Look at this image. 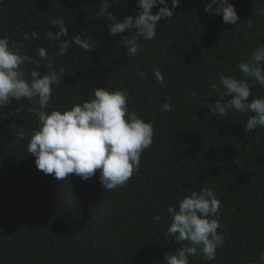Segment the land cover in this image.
<instances>
[{"label":"trees","instance_id":"trees-1","mask_svg":"<svg viewBox=\"0 0 264 264\" xmlns=\"http://www.w3.org/2000/svg\"><path fill=\"white\" fill-rule=\"evenodd\" d=\"M209 2L181 0L173 17L158 22L156 38L141 37V50L129 58L123 38L108 33L107 14L97 15L101 0H0V36L21 43L25 33L36 32L24 42L34 61L39 47L50 56L58 51L59 42L46 35L58 30L50 24L53 18L63 16L69 37L82 29L89 36L92 51L72 44L66 56L57 57L54 66L65 71L54 86L50 110L86 101L93 88L124 89L131 94L130 110L155 128L140 171L125 187L106 192L99 171L91 181L70 174L82 208L73 221L56 211L62 181L39 170L27 151L38 124L34 104L14 100L0 108V264H164L165 254L182 246L165 237L171 223L167 208L203 188L222 201L218 231L225 244L216 260L198 253L189 257L190 264H264V128L245 132L252 113L229 109L219 117L209 110L220 99L212 86L222 90L221 73L247 80L249 100L264 96L238 67L264 45V0H230L240 17L236 25L206 13ZM109 4L118 20L139 12L137 0ZM154 67L163 73L164 85L155 80ZM38 71L48 69L41 63ZM168 95L172 110L162 113Z\"/></svg>","mask_w":264,"mask_h":264},{"label":"clouds","instance_id":"clouds-1","mask_svg":"<svg viewBox=\"0 0 264 264\" xmlns=\"http://www.w3.org/2000/svg\"><path fill=\"white\" fill-rule=\"evenodd\" d=\"M137 3L139 12L135 18L116 19L109 11V0H101L97 11L98 16L107 14L106 18L112 21L107 25V31L111 36L123 38L125 54L129 58L141 50V37L146 41L156 38L158 22L173 17L181 0H171V7L168 0H137ZM157 5L162 7L153 14L152 9ZM204 11L222 15L225 24L236 25L240 19L230 0H210ZM50 24L58 30L48 31L47 39L59 42L58 51L50 56L44 47H39L36 50L38 61L24 52V42L36 38V32L31 37L25 33L21 43L0 36V108L9 106L14 100L34 104L31 111L38 117V124L29 134L27 151L36 157L35 165L39 170L62 181L56 193V211L75 221L80 218L82 208L80 197L70 183V174L91 181L99 171V181L106 192L125 187L134 173L140 171L142 154L153 144L155 128L136 110H130L131 94L124 89L93 88L86 101L81 100L70 109L50 110L54 86L60 85L65 71L63 67L54 66L57 57L66 56L72 44L92 51L89 36L83 29L69 37L63 16L51 19ZM248 27H252L251 22ZM129 32L134 34L124 35ZM33 63L36 68L29 71L26 65ZM41 63L48 69L46 73L38 71ZM238 67L245 77L264 89V45H258L251 58ZM153 76L160 85L166 83L159 67H154ZM219 82L222 90L216 85L212 90L220 99L212 103L210 113L219 117L226 115L229 109L241 114L252 113L244 125L245 132L264 128V96L249 100L252 88L245 79L221 73ZM229 95L232 98L224 102ZM171 101V95L165 97L162 113L172 110ZM221 208L222 201L210 188L191 191L179 200L178 205L169 206L167 214L171 223L165 237L182 246L175 252L166 253L164 264H190L189 257L198 253L206 261L216 260L217 251L225 244V236L218 231L221 229ZM154 220L159 223L161 216H155Z\"/></svg>","mask_w":264,"mask_h":264}]
</instances>
